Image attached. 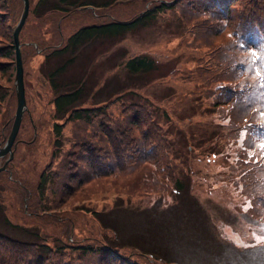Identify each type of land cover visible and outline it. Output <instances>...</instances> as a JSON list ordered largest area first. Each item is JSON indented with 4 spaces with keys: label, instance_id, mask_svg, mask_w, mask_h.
Here are the masks:
<instances>
[{
    "label": "rangeland",
    "instance_id": "374dc122",
    "mask_svg": "<svg viewBox=\"0 0 264 264\" xmlns=\"http://www.w3.org/2000/svg\"><path fill=\"white\" fill-rule=\"evenodd\" d=\"M71 1L77 4L83 2L99 4L111 0ZM148 1L151 0L117 1L108 8L98 9V14L102 16L107 12L110 13L109 16L116 19L132 18L143 11ZM30 2V14L20 33L27 111L18 136L14 162L10 165L9 172L0 174V232L5 236L8 235V239L21 242L22 246L40 244L41 241L44 242V239L51 241L52 245L55 243L59 249L52 260H63L66 264H105L106 257L100 251L97 250L96 254L89 255L83 253L84 250L78 249L80 246L95 247L96 240L107 236L94 218L84 210L81 211L79 207L110 211L116 203L121 201L116 200L118 196L114 204V199L105 205L100 202H88L91 198L102 197L95 194L97 191L94 189L97 190V187H92L91 183H99L96 177L99 173L113 174L117 160L109 150L106 153L94 151V158L90 160L92 164H95V171L90 169L87 160L86 162L75 160V166L71 162L69 163L72 165L67 163V167L63 168L64 176L61 175V169L64 162L62 160L68 152L82 153L84 151L83 154H87V147L83 144L88 141L100 147L101 150L106 142V128L112 131L114 126H111V122L108 121L105 122V124L108 123L105 125L106 128H102L101 122L95 128L81 122H69L63 129L62 147L56 150L53 143L55 135L52 131L54 123L52 102L55 95L45 80L44 73H49L61 62L53 59L42 67L44 54L47 53L42 51L45 46L65 42V39L80 27L98 21L94 17L89 18L84 11L75 14L72 10L74 13L68 15L58 12L39 14L35 11L38 0H30ZM5 7H9L8 16L11 22L6 23L2 28L8 36L1 41L4 45L10 44V40L13 39L14 29L23 12V2L10 0L5 3ZM102 21H111V18L105 16L99 22ZM178 24L176 15L165 14L150 27L128 34L120 43L110 41L92 43L79 53L75 64L68 68L64 77L61 76V78H74L85 71L88 82L97 83L95 90L102 88L96 97L99 101L104 100L113 87L122 82L137 94L128 93L127 96L119 99L111 109L112 112L119 113L130 102H138L156 111L159 123L167 129L173 142L177 171L188 184L189 195L198 201L208 216L207 221L205 219L204 221H206L207 231L208 224L211 233L208 232V235L200 240L198 237L196 241L194 235L188 236L193 246L206 251L205 256L200 254L204 258L201 259L198 256V260H208L206 255L213 254L216 243H222L236 250L264 246V216H259L254 207L251 210L247 209V198L231 182L235 173L224 160L229 140L220 136L224 132L227 133V129L218 122L220 116L211 106L210 97L193 93V91L196 92L195 87L201 82L202 75L199 71L193 70V57L185 48L183 40L179 41L184 32L182 26ZM141 54H148L154 58L157 61V70L143 79L130 78L122 67V62ZM13 67L12 83L15 86V96L12 104V118L14 122L17 98L16 68L15 65ZM207 68L206 65L205 69ZM204 72L207 73L206 79H212L214 69L204 70ZM107 80L109 82L106 87L103 83ZM211 86L217 85H206V88ZM89 103L92 101L90 100ZM13 122L11 119V126ZM216 133L217 138L221 140L214 137ZM96 136L103 138L98 139ZM242 137H244L243 134ZM34 141L36 142L33 143ZM75 142L79 147L73 146ZM5 143L4 141L0 144V147ZM126 154L132 156V149ZM4 162L5 159L0 160V167ZM140 165L147 167L141 161ZM43 172L48 182L41 196L35 199L33 194L36 191L39 193L40 177ZM81 173L85 175L93 173L95 179L91 182H81L79 181ZM90 178L93 179L91 175ZM27 193L30 194L29 197ZM144 194L140 193L134 198L129 197L130 200H123L122 205L130 206L131 209H149L160 202L156 213L163 217V223L170 221V226L173 223L177 228L203 224V210L191 211L193 204L185 202L178 207L174 195ZM27 201L29 204L26 203ZM41 202L45 208L36 210L35 204L39 205ZM102 205H104L103 208ZM166 208H171L170 213L164 212ZM197 212L198 215H195ZM43 215L46 216L43 217L44 219ZM193 215L195 224H188L186 218H191ZM5 216L15 227L4 222ZM114 216H117L119 220V237L139 235L140 231L148 226L146 220H138L139 218L136 219L137 217L121 210L114 213ZM164 225L167 224L164 223ZM6 246L7 244L0 250L2 264H24L25 261L32 262L33 258L40 255L36 249L30 250L23 247L20 254L10 251L4 253ZM227 260L237 262L242 259L228 251Z\"/></svg>",
    "mask_w": 264,
    "mask_h": 264
},
{
    "label": "trees",
    "instance_id": "16d2710c",
    "mask_svg": "<svg viewBox=\"0 0 264 264\" xmlns=\"http://www.w3.org/2000/svg\"><path fill=\"white\" fill-rule=\"evenodd\" d=\"M9 1L0 0V144L4 143L11 132L10 122L11 119L13 122L12 104L15 96V86L12 83L16 51L14 38L10 40V44L1 43L8 37L2 28L11 22L8 16L9 7H5V3ZM115 1L118 0L106 1L97 4V7L108 8ZM147 3L142 12L128 19H116L106 12L100 18L106 16L111 18V21L85 25L71 35L65 44L51 48L44 54L42 65L53 59L61 62L49 73H44L55 95L52 102L55 149H61L63 129L69 122H81L91 128L99 126L101 122L102 128H106L108 123L105 122L108 121L114 126L112 131L106 128V142L101 150L88 141L83 144L87 147L86 155L83 154L84 151L68 152L62 160V176L67 163L71 162L75 166V160H87L90 169L95 171V164L90 160L94 158V151L106 153L109 150L117 160L113 174L99 173L96 176L99 183H91L92 187H97V190L94 189L97 191L95 194L102 197L91 198L88 202H100L105 205L114 199V204L118 196L116 200L121 201L110 211L79 207L94 218L107 236L96 240L95 247L80 246L78 249L89 255L100 251L106 257L105 264H264L263 245L236 250L216 243L213 254L206 255L208 260H198V256L204 258L202 255L205 256L206 251L193 246L188 236L194 235L196 241L198 237L200 240L208 235V232L211 233L207 223L208 231L205 226L208 216L198 201L189 195V186L177 171L173 142L167 129L159 123L156 111L138 102H130L119 113L112 112L111 109L119 99L128 93L137 94L122 82L113 87L104 100L99 101L96 97L102 88L95 90L97 83L90 84L85 71L74 78H61L67 69L75 64L79 53L92 43H120L128 34L150 27L159 17L165 14L176 15L178 25L182 26L184 32L179 41L183 40L185 48L193 57V70L202 75V80L196 85V92L193 93L210 97L211 106L220 116L218 122L227 129V133L224 132L220 137L229 140L224 160L235 173L231 182L247 198V209L254 207L259 216H264V155L258 147L264 143V121L260 117V112H264V87L261 86L264 81L255 75L257 69L264 74V0H151ZM89 4L96 5L90 2L77 4L71 0H38L35 11L39 14L58 12L68 15L74 13L73 9ZM252 51L257 53V57L251 55ZM122 65L130 78L143 79L157 70V61L148 54L131 57L123 61ZM211 69H214L213 81L211 78L206 79L207 73L204 72ZM108 82L109 80L104 82V86L107 87ZM210 84L217 86L206 88V85ZM90 100L92 103H89ZM87 104L91 105L85 106ZM217 136L216 133L214 137L221 140ZM73 146L78 145L75 142ZM131 149L133 155L128 156L126 153ZM140 161L147 167H141ZM71 163L69 165H72ZM93 175L81 173L79 181L91 182L95 179ZM46 179L47 176L43 172L39 193L36 191L33 194L35 199L39 198L46 188ZM140 193L174 195L178 207H181V203L189 202L196 207L192 205L191 211L203 210V224L177 228L173 223L170 226V221H165V226L163 217L156 213L160 202L149 209H131L130 206L122 205L123 200H130L129 197L134 198ZM29 195L27 193L28 197ZM42 202L35 204L36 210L45 208ZM26 203L29 204V201ZM170 209L166 208L164 212L170 213ZM120 210L132 214L136 219L139 218L138 220H146L148 226L140 231L139 235L119 237V220L114 213ZM195 215H198V212ZM3 219L7 225L15 227L6 216ZM186 219L188 224H195L194 215ZM18 228L21 229L19 226ZM7 236L0 232V250L7 244L4 253L10 251L20 254L22 247L30 250L33 248L40 253L41 256L33 258L32 262L25 261L24 264H66L63 260H52L59 248L55 243L52 245L51 241L44 239L40 244L22 246L21 242L8 239ZM228 251L242 260H227Z\"/></svg>",
    "mask_w": 264,
    "mask_h": 264
},
{
    "label": "water",
    "instance_id": "95a60500",
    "mask_svg": "<svg viewBox=\"0 0 264 264\" xmlns=\"http://www.w3.org/2000/svg\"><path fill=\"white\" fill-rule=\"evenodd\" d=\"M22 1L24 3L23 13L21 15L19 23L17 24L14 30V41H15V46H16L15 83H16V92H17V110H16L15 120H14L11 134L6 144L4 145V147L0 148V158H3L7 154H10V158L5 162L3 167L0 168V173L7 168L9 162L14 157L13 146L15 144L16 138L20 131L23 116L27 108L26 92H25V84H24V67H23L22 54H21V49H20L21 45H20L19 36L29 16L30 0H22Z\"/></svg>",
    "mask_w": 264,
    "mask_h": 264
},
{
    "label": "snow or ice",
    "instance_id": "6c2138e0",
    "mask_svg": "<svg viewBox=\"0 0 264 264\" xmlns=\"http://www.w3.org/2000/svg\"><path fill=\"white\" fill-rule=\"evenodd\" d=\"M251 55L253 57H257V53L255 51H252ZM255 75L258 79L264 81V74H262L259 69L256 70ZM261 86L264 87V84H262ZM260 117L261 120L264 121V112H260ZM258 147L261 149L262 155H264V143L259 144Z\"/></svg>",
    "mask_w": 264,
    "mask_h": 264
}]
</instances>
